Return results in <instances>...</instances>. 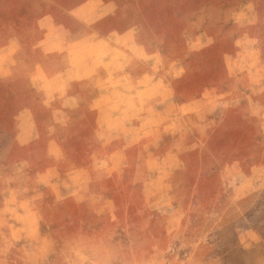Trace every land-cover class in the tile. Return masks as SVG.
Returning a JSON list of instances; mask_svg holds the SVG:
<instances>
[{
    "label": "rangeland",
    "instance_id": "374dc122",
    "mask_svg": "<svg viewBox=\"0 0 264 264\" xmlns=\"http://www.w3.org/2000/svg\"><path fill=\"white\" fill-rule=\"evenodd\" d=\"M85 1L0 0V46H21L0 62V264H264V0L69 14ZM92 18L140 30L126 49L133 60L141 41L161 51L159 73H77L92 52L109 65L79 40ZM130 99L129 117L146 116L131 135L110 121L118 106L101 111ZM28 106L34 131L17 136Z\"/></svg>",
    "mask_w": 264,
    "mask_h": 264
},
{
    "label": "crops",
    "instance_id": "0c3cea01",
    "mask_svg": "<svg viewBox=\"0 0 264 264\" xmlns=\"http://www.w3.org/2000/svg\"><path fill=\"white\" fill-rule=\"evenodd\" d=\"M102 1V2H101ZM101 2V4H100ZM96 4V6H98L99 8L104 9V14L103 16H107L108 14H111L112 12H114L118 7H119V2L118 0H86L85 2H83L82 4L76 6L75 8H73L72 10H70L69 14H75V16L79 19H84V18H89L91 16V13H89V8L92 4ZM88 16V17H87ZM91 22L93 23V31L90 32L89 34H84V36H82V38H80L79 40L81 41H85L86 39H90L92 38V42H88V43H94L95 46H99L101 49H103V51H106L105 54H103V56H106L107 58L105 59V62H109V65H105L104 63H102V60L100 59V56L97 57H93L96 53L92 52V57L91 60H88V58H83L80 59L79 62H82L83 66L78 68L76 70L77 73H82L83 71H88V74H93V73H97L100 72L102 70H105L104 68L108 67V69L112 66H114L113 68H116L117 63H121L123 65H121V69L119 67H117L114 72H119L122 74H129L130 76H132L133 79L137 80L143 76H145L147 73L150 72V74H156L159 73L157 70H155L154 68L158 67L159 64L163 63V54L161 51H156V50H152L149 51V47L144 43V42H140V47L137 48V52L140 56L139 59H132L134 58V52L128 51L126 48H128L129 46L133 45L134 41H138V40H142V36L141 33H136L140 30H138L136 27H129L126 28L124 30L118 31L117 28L114 25H108L104 18H92ZM38 28H41L43 30V33L45 34L43 39L40 42V45L43 46V49H45V51L51 53V52H55L57 49L53 48V44L56 43V41H54V39H52L50 36L47 37V33H48V29H46L47 25L50 24H46L44 23V25L42 23H37ZM102 32V33H100ZM144 40V39H143ZM21 46H20V40L15 37V38H11L8 43H6L5 45L0 46V62L7 56L9 55H13L14 53H17L20 50ZM114 49H117L119 51L123 52V56L120 55V53H116L114 51ZM158 52V54H157ZM94 54V55H93ZM108 54V55H107ZM159 55L160 58H157V56ZM153 60V62H150V64H148V60ZM114 63V64H113ZM151 63H154V65H151ZM111 64H113L111 66ZM141 65L147 66L150 68V71L148 70H144L145 67L142 66L141 69ZM163 66H161L160 69H162ZM71 69V67L68 68H64L63 70L60 71L61 74H65L66 70ZM74 74V73H71ZM135 75V76H133ZM86 76H77L76 73L73 76V80L76 82L79 81H83L84 78H86ZM55 79V78H54ZM54 79L52 81H54ZM126 82L123 81V84H125ZM51 84V83H50ZM50 87V85H49ZM128 87V85H123V89H126ZM140 89H144V87L140 88ZM113 90H109V92H112ZM134 94V92H132ZM90 98V99H89ZM91 97H89L88 93H86V95H84V98L82 100V104L86 102V104H88L90 108L91 106ZM190 104V103H189ZM112 106V108H115L116 106L119 107V109H121V112L123 114H119V115H114L112 112L110 113V121L112 122H120L119 125L122 126L123 123H128L127 124V130L126 132H128L129 135H131V126L129 124V121L136 123V127L140 128V122L143 120H146V116H142L143 119H138V118H134V117H129V112L132 110L133 106L138 105V102H136L135 99H130L127 100L126 102H124L123 104L120 103V101L117 102H112L108 104H105L104 106L101 107V111L102 110H109V106ZM115 105V106H114ZM26 113L24 114V119L23 122H25L26 124H31L30 126H25L26 129H22L19 131V133L17 134V136H25V135H30L33 133L34 131V122L36 121V118H34V115L32 114V110L29 108H26ZM100 111H98V114L100 115ZM140 120V122L138 121ZM139 122V124H138ZM122 123V124H121ZM128 127H130V129H128ZM28 128V129H27ZM109 130V129H107ZM110 132H106L105 136H107L106 138L110 139L108 141V143L106 145H110L111 141L114 140L115 138L118 137V135H112L111 133L113 131L109 130ZM124 131V130H121ZM125 132V131H124ZM112 135V136H111ZM104 136V137H105ZM135 136V135H134ZM133 137V136H132ZM126 146H123L122 148L125 149ZM116 148H113V150H115ZM115 153V152H114ZM114 153H111V151L109 152V155H113Z\"/></svg>",
    "mask_w": 264,
    "mask_h": 264
}]
</instances>
